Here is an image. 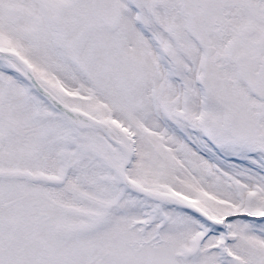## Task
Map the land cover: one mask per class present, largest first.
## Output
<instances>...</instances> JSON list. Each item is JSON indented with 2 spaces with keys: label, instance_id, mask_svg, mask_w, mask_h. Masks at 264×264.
Returning a JSON list of instances; mask_svg holds the SVG:
<instances>
[{
  "label": "snow or ice",
  "instance_id": "6c2138e0",
  "mask_svg": "<svg viewBox=\"0 0 264 264\" xmlns=\"http://www.w3.org/2000/svg\"><path fill=\"white\" fill-rule=\"evenodd\" d=\"M0 264H264V0H0Z\"/></svg>",
  "mask_w": 264,
  "mask_h": 264
}]
</instances>
